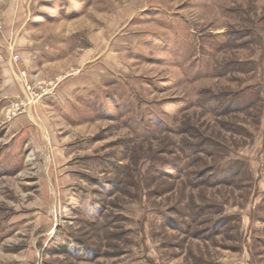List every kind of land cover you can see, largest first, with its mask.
I'll use <instances>...</instances> for the list:
<instances>
[{"label": "rangeland", "instance_id": "obj_1", "mask_svg": "<svg viewBox=\"0 0 264 264\" xmlns=\"http://www.w3.org/2000/svg\"><path fill=\"white\" fill-rule=\"evenodd\" d=\"M0 26V264H264V0H0Z\"/></svg>", "mask_w": 264, "mask_h": 264}, {"label": "built area", "instance_id": "obj_2", "mask_svg": "<svg viewBox=\"0 0 264 264\" xmlns=\"http://www.w3.org/2000/svg\"><path fill=\"white\" fill-rule=\"evenodd\" d=\"M1 27V26H0ZM19 60V56H15L14 57V61H18ZM21 76L23 77V78H26V74L25 73H23V74H21ZM29 89V88H28ZM30 93H31V90H30ZM33 99H34V97H33V95H29L28 97H27V102L28 103H32V101H33Z\"/></svg>", "mask_w": 264, "mask_h": 264}]
</instances>
